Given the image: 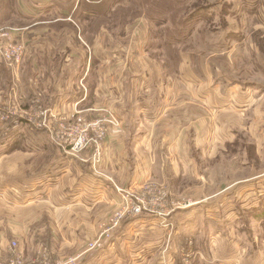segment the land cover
<instances>
[{
    "label": "rangeland",
    "instance_id": "1",
    "mask_svg": "<svg viewBox=\"0 0 264 264\" xmlns=\"http://www.w3.org/2000/svg\"><path fill=\"white\" fill-rule=\"evenodd\" d=\"M88 1L79 0L77 3L76 0L64 2L58 0V13L64 12L67 15L95 13L94 8L86 3ZM162 1L120 0V4H116L117 6L113 8L116 12L114 17L102 22V26L96 23L93 31L89 29L90 37L93 32L96 34L97 26L100 30L90 39H87V36L81 37L84 31L80 20L72 24L74 31L72 47L77 52L74 56H70L67 62L71 65L66 68L68 77L71 78L68 79V85H75L74 81L79 80L80 74L91 69L87 91L89 99L84 103L86 107L84 115L89 116V120L96 119L98 116L91 110L106 107L120 121L118 122L120 126L109 128L102 144V157L95 166L91 160L92 148L82 150L76 155H69L89 162L95 173L104 175L105 171L101 167L106 155V143H109L111 137L115 135H112L114 130L128 125L129 130L122 138L124 143H130V146L127 145L129 158L134 161V158L143 157L140 150L141 154H135V147L131 145L132 142L137 141L135 137L137 127L144 130L142 119H137L136 112L131 110V114H128L124 122L118 112L121 110L127 114L129 112L127 105L134 106L133 96L140 94L139 99H143L148 86L165 79L169 81L166 83L170 84L163 93L172 96V99H168L170 114L176 109L175 104L180 103L178 106L180 112L185 115L184 119L180 118L181 126L188 136L185 138L186 152L195 160V168L201 179L190 175L189 172L184 175L180 166L182 175L177 177L172 173L168 184L154 178H146L137 187L115 184L117 193L115 206L99 223L97 234L91 241L98 240L103 231L111 229L109 222L113 221L118 212L128 209L130 202L126 193L120 192L118 188H132L136 193H160L157 200L166 195L161 192L167 191L170 208L168 211L130 213L129 217L114 228L111 235H103L106 237L102 240L98 251L105 256L103 264H145V258L141 256L149 249L147 243L155 241L154 237L146 235L145 229L140 231L137 240L132 243L125 241V244H117L116 241L126 237V233H131L135 227L131 223L144 215L157 218L163 227L171 230L173 222L170 218L177 210L198 205L195 197L199 195L195 191L203 189L204 186L199 184L206 179L204 189L207 192L231 193L229 199L234 205L236 204L237 209L234 213L230 212L227 219L230 227H234V235L230 239L234 243L232 252L236 246L239 247L237 244L241 243V248L245 249L246 254L242 256L244 259L249 253L257 256L255 264H264V0H164L167 1L164 6L161 5ZM92 18L90 17L89 20ZM87 19L85 17V21ZM44 37L49 40L47 36ZM55 41L60 49L64 48V45L71 44V39L65 34L59 35ZM87 44L90 55L92 50L96 52L95 56L88 57L91 67L89 66L88 70L87 66L75 70L78 67L75 58L81 53L78 47H84L89 51ZM177 47L185 49L177 53ZM25 57L26 55L20 61H5V63L0 58V154L4 152L6 144L9 149L16 144L22 146L23 142L30 144V141L39 139L41 142L50 141L54 144L46 132L29 126L12 112L11 106H14L18 108L20 115L28 116L36 101L39 100L47 105V101H44L40 94L33 95L28 101L21 95L23 89L18 82L17 74ZM29 60L38 63L40 71H31L25 66L23 72L25 81L30 76L41 75L42 70L58 66L57 62L43 56L42 61L37 55L35 59L30 56ZM120 73L126 77L125 81L139 77L142 83L140 87H133V93L132 87L128 85L131 83L127 82V86H123L125 91L123 102L116 101L119 100L116 98L119 95L114 90L118 88L112 86L117 83ZM98 78L106 85L103 92L106 96L101 100L102 102L95 101V94L90 95V92L94 93ZM25 86L28 87L26 84ZM79 88L85 89L81 82L76 90ZM153 90L155 95V89ZM173 121H175L173 118L165 120L163 125L171 127L174 125ZM95 134L96 132H92L91 136ZM208 136L211 138H206ZM20 139L23 142L19 144ZM54 145L60 149L56 144ZM84 153H86L85 157L82 156ZM170 153V156H175V153ZM147 186L149 188L145 189ZM1 209L2 204H0ZM15 215V212L11 213L10 224L15 223ZM226 216L227 213L218 215L213 212V222L224 220ZM47 220L49 219H44V222H48ZM164 239H167L166 243L157 253L161 256V264H168L166 255L171 252L173 235H166ZM184 239L186 240L178 251L179 257L181 259L182 251L184 263L192 264L194 240L189 236ZM22 240L17 237L7 238L4 249H7L8 258L5 260L10 259L13 254L22 252L25 261L35 257L42 259L43 255L48 254L54 263L65 262L86 249L91 242L89 240L74 255L60 254L53 246L42 245L33 258L25 259L21 244L22 242L26 244V239ZM13 241H16L17 249L14 248ZM163 243L164 240L161 244ZM228 248L230 252L229 245ZM130 250L139 258L138 261L132 260ZM81 258L76 260V264H79ZM0 259L4 260L1 257ZM87 264H99V262L93 261ZM243 264L252 263L244 261Z\"/></svg>",
    "mask_w": 264,
    "mask_h": 264
},
{
    "label": "crops",
    "instance_id": "2",
    "mask_svg": "<svg viewBox=\"0 0 264 264\" xmlns=\"http://www.w3.org/2000/svg\"><path fill=\"white\" fill-rule=\"evenodd\" d=\"M76 2L78 3L79 0ZM58 9V0H0V27L19 29L18 38L24 39L27 45L26 57L21 62L24 66L22 65V70L20 68L17 74L18 82L23 89L21 95L28 101L33 95L40 94L48 105L56 106L59 111L69 113L77 104L82 110L86 108L84 103H87L89 99L87 91L90 85L88 79L91 70L80 74L79 80L74 81L75 85H68L67 69L71 65L67 62L70 56H74L77 52L72 47V32H74L72 24L80 20L84 31L81 37L87 36L86 38L90 39V24L100 15L88 12L82 15L77 13L67 15L64 12L58 13ZM91 14L93 15L90 16ZM85 17L88 18L86 21ZM90 17L93 18L89 20ZM69 29L71 31H68ZM61 34L71 39V44L64 45L62 49L55 41ZM44 36H47L49 40ZM52 41L53 44H51ZM87 47L89 48L88 44ZM78 48L81 53L78 54V58H75L79 63L75 62L76 67L78 66L75 70L82 69V67L84 69V66H87L88 70L90 66L88 57L95 56L96 52L92 50L90 55V48L89 51H86L84 47ZM36 55L41 61L43 56L49 58L50 61L57 62L58 66L42 70L41 75L30 76L25 81L23 74L25 66L31 71H40L38 63L29 60L30 56L35 59ZM125 79L126 77L120 73L117 83L112 85L118 88L114 90L118 92L116 93L119 95V97L116 96L119 99L116 100L118 102L124 101L123 86H127V82L131 83L128 85L132 87L133 93V87L142 86L139 77L135 79L132 77L130 81H125ZM167 81L161 79L158 83H152L146 88L143 99H139L140 94L135 97L131 95L134 106L127 105L129 108L127 114L121 110L118 112L124 122L128 114H131V110L136 112L137 119H142L144 130L137 127L135 133L137 141L132 142L131 145L135 147V154L142 152L143 157L134 158V161L129 158L127 145L130 146V143H124L122 138L129 130L128 125L114 130L112 135H115L111 137L109 143H106V155L101 167L108 177L105 174L95 173L89 162L64 153L50 141L41 142L39 139L30 141V144L23 142V147L18 150L9 149L7 144L5 145L4 152L0 154L1 258L4 260L8 258L4 242L12 237H17L20 241L26 239V244L23 242L21 244L25 259L33 258L42 245L53 246L60 254H77L80 247L95 237L99 223L115 206L117 197L115 184L137 187L146 178H154L168 184L172 173L179 177L182 175L181 170L184 175L189 172L190 175L200 178L195 168V160L190 158L191 154L186 152L185 138L188 136L181 126L180 118L184 119L185 115L180 112L178 107L180 103L175 104L176 109L170 114L168 99H172V96L163 93L170 84L166 83ZM79 82L85 89L76 90ZM104 86H106L105 82L98 78L94 93L90 92V95L95 94L96 102L105 99ZM153 89H155V95ZM172 118L175 119L173 126L163 125V121ZM197 130L199 131L198 128ZM206 138H211V136ZM170 152L175 153V156H170ZM82 156L85 157L86 153ZM206 182V179L200 182L199 186H204L203 189L195 191L199 195L195 197L198 205L189 209L177 210L171 216L170 219L173 222L171 230L163 227L157 218L144 215L135 219L131 223L135 225L132 232L126 233V237L119 238L116 243L125 244V241L132 243L137 240L140 231L145 229L146 235L155 239L154 242L147 243L149 249L141 256L145 258V264H161V256L157 252L166 243L165 236L170 234L173 235V241L171 252L166 255L168 264H185L182 251L181 259L178 251L186 240L184 237L187 236L193 237L194 240L192 264H243L244 261L255 264L257 256L248 253V257L245 259L242 257L246 254L245 249L241 248V243L237 244L239 247L236 246L232 252L234 243L230 239L234 235V227H230L227 219L230 216L228 214L234 213L237 208L236 204L234 205L229 199L231 193L207 192L204 189ZM13 212L16 214L15 223L10 224V215ZM213 212L218 215L227 213V216L224 220L213 222ZM44 219L49 220L44 222ZM163 240L164 243L161 244ZM101 245L88 251L79 264L93 263V261L103 264L105 256L103 253H98ZM119 249L122 250L121 247ZM130 253H132L131 250ZM132 260L138 261L139 258L132 253Z\"/></svg>",
    "mask_w": 264,
    "mask_h": 264
},
{
    "label": "built area",
    "instance_id": "3",
    "mask_svg": "<svg viewBox=\"0 0 264 264\" xmlns=\"http://www.w3.org/2000/svg\"><path fill=\"white\" fill-rule=\"evenodd\" d=\"M18 30L13 27H0V58L3 61H20L26 53V42L24 39L18 38ZM41 96V95H40ZM42 97V96H41ZM13 114L18 119H23L29 126L38 130L46 132L50 139L66 154L76 155L80 151L87 148H92L91 160L93 165L97 164L102 157V144L107 137L109 128L111 126L119 127L120 121L117 117L107 109L101 107L91 110L94 112L96 119L89 120V116H85V111L75 106L72 112L64 113L59 111L56 106L46 105L41 101H36L31 109L30 115H20L18 108L11 106ZM96 132L92 137L91 133ZM150 186V185H149ZM147 186L145 189L149 188ZM152 189V188H150ZM130 202L128 209H123L118 212L112 222H109L111 229L103 231L100 238L88 243L86 249L78 255L71 257L67 261H59L54 263L50 255H43L42 259L35 257L30 261H25L21 253L11 255L10 259H0V264H76V260L81 258L85 253L93 250L102 244V240L111 235L114 228L120 224L122 220L130 216V213H152V212H166L169 208L167 202V191L161 192L166 195L157 200L160 193H136L134 189H120ZM158 190V189H157ZM153 191V190H152ZM139 197L141 200H139ZM166 197V198H165ZM180 203H178L179 205ZM177 206V203H176ZM103 235H106L103 237ZM14 248L17 249L16 241H13ZM44 254V252L42 253Z\"/></svg>",
    "mask_w": 264,
    "mask_h": 264
},
{
    "label": "trees",
    "instance_id": "4",
    "mask_svg": "<svg viewBox=\"0 0 264 264\" xmlns=\"http://www.w3.org/2000/svg\"><path fill=\"white\" fill-rule=\"evenodd\" d=\"M82 1L84 2L85 0H82ZM166 2L167 1H164L163 0L161 2V5L164 6ZM86 3H88L89 6H91V7L94 8L95 11H93V12H95V13L98 12L97 14L100 15L99 18H95L92 21V23L90 24L89 29L91 31H93L95 29L94 27L96 26V23H100L101 24L102 22L107 21V20L111 19L112 17H114V14L116 12L113 11V8H115V6H117L116 4H120V0H106V1L105 0H102L101 2H98V0H89ZM146 4L148 5V2ZM154 4H157V3H154ZM173 13H175V10H173ZM101 18H104V19H101ZM101 26H102V24H101ZM96 30L98 32L100 31L99 28H98V26H97V29ZM96 34H97V32H96ZM96 34H94V32H93V35H96ZM93 35L91 36V38L93 37ZM167 49L169 50V47H167ZM183 49H185V48L184 47H177L176 51H177V53H181V51ZM3 63H5V61ZM22 142H23V140L20 139L19 144L22 143ZM21 147H22L21 145H17L16 144L13 147V149H17V148H21ZM10 149H12V148H10Z\"/></svg>",
    "mask_w": 264,
    "mask_h": 264
}]
</instances>
